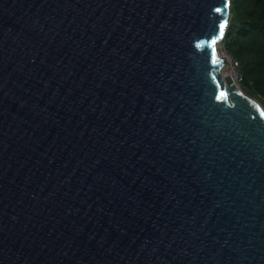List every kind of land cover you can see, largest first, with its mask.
Here are the masks:
<instances>
[{
  "label": "water",
  "instance_id": "95a60500",
  "mask_svg": "<svg viewBox=\"0 0 264 264\" xmlns=\"http://www.w3.org/2000/svg\"><path fill=\"white\" fill-rule=\"evenodd\" d=\"M229 7L0 0V264H264V109L211 43Z\"/></svg>",
  "mask_w": 264,
  "mask_h": 264
},
{
  "label": "trees",
  "instance_id": "16d2710c",
  "mask_svg": "<svg viewBox=\"0 0 264 264\" xmlns=\"http://www.w3.org/2000/svg\"><path fill=\"white\" fill-rule=\"evenodd\" d=\"M223 44L238 61L241 87L264 105V0H231Z\"/></svg>",
  "mask_w": 264,
  "mask_h": 264
},
{
  "label": "built area",
  "instance_id": "2783aa9c",
  "mask_svg": "<svg viewBox=\"0 0 264 264\" xmlns=\"http://www.w3.org/2000/svg\"><path fill=\"white\" fill-rule=\"evenodd\" d=\"M217 58L221 61L224 60V58H221L222 56L225 57L226 62L223 65V67L221 68V72L223 70V72H225L227 74L228 77H230V79L232 80V83L236 86V88L239 90L240 85L243 82V77L239 71V63L237 60L231 58L228 54V52H226L224 49H222V47H219V44H217Z\"/></svg>",
  "mask_w": 264,
  "mask_h": 264
},
{
  "label": "rangeland",
  "instance_id": "374dc122",
  "mask_svg": "<svg viewBox=\"0 0 264 264\" xmlns=\"http://www.w3.org/2000/svg\"><path fill=\"white\" fill-rule=\"evenodd\" d=\"M230 1H231V0H230ZM230 7H231V2H230ZM230 7H229V21H228V24H229V22H230V20H231V18H232V16H231V12H230ZM218 44H219V47H220V48L222 47V49H224L226 52H228L229 56H230L231 58H233V57L231 56V54L229 53L228 48L223 44V41H222V42H219ZM233 59H234V58H233ZM239 90L242 91L245 95H247V96L253 98L254 100H256V101L261 105V107L264 109V105H263V103L260 102V101H258L256 98L250 96V95L248 94V92H247L246 90H244L243 87H241V85H240V87H239Z\"/></svg>",
  "mask_w": 264,
  "mask_h": 264
},
{
  "label": "snow or ice",
  "instance_id": "6c2138e0",
  "mask_svg": "<svg viewBox=\"0 0 264 264\" xmlns=\"http://www.w3.org/2000/svg\"><path fill=\"white\" fill-rule=\"evenodd\" d=\"M225 7H227V5H225ZM217 11H220V9H217ZM225 24H226V21L225 22H221L220 25H219V36L215 39L212 40V44L215 45L216 42H217V39H219L220 37H222L224 35V29H225ZM214 62H215V57L213 58Z\"/></svg>",
  "mask_w": 264,
  "mask_h": 264
},
{
  "label": "bare ground",
  "instance_id": "6f19581e",
  "mask_svg": "<svg viewBox=\"0 0 264 264\" xmlns=\"http://www.w3.org/2000/svg\"><path fill=\"white\" fill-rule=\"evenodd\" d=\"M221 74H222L223 79H224L225 77H228L227 74H226L225 72H223V70H222Z\"/></svg>",
  "mask_w": 264,
  "mask_h": 264
}]
</instances>
